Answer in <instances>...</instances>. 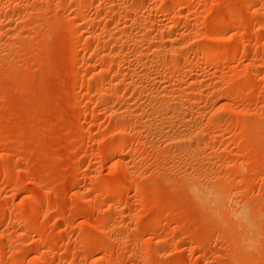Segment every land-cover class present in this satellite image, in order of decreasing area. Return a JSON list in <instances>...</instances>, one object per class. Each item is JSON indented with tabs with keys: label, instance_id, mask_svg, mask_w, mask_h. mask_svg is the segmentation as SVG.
I'll return each mask as SVG.
<instances>
[{
	"label": "rangeland",
	"instance_id": "1",
	"mask_svg": "<svg viewBox=\"0 0 264 264\" xmlns=\"http://www.w3.org/2000/svg\"><path fill=\"white\" fill-rule=\"evenodd\" d=\"M0 264H264V0H0Z\"/></svg>",
	"mask_w": 264,
	"mask_h": 264
}]
</instances>
